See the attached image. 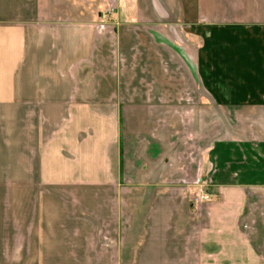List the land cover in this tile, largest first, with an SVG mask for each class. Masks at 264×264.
<instances>
[{
	"label": "crops",
	"instance_id": "obj_1",
	"mask_svg": "<svg viewBox=\"0 0 264 264\" xmlns=\"http://www.w3.org/2000/svg\"><path fill=\"white\" fill-rule=\"evenodd\" d=\"M0 264H264V0H0Z\"/></svg>",
	"mask_w": 264,
	"mask_h": 264
},
{
	"label": "built area",
	"instance_id": "obj_2",
	"mask_svg": "<svg viewBox=\"0 0 264 264\" xmlns=\"http://www.w3.org/2000/svg\"><path fill=\"white\" fill-rule=\"evenodd\" d=\"M192 198H193L192 200L194 202H199V201H207V200H209L210 197L207 194V192L205 191V189H203V187L200 186L198 188V191L193 195Z\"/></svg>",
	"mask_w": 264,
	"mask_h": 264
},
{
	"label": "rangeland",
	"instance_id": "obj_3",
	"mask_svg": "<svg viewBox=\"0 0 264 264\" xmlns=\"http://www.w3.org/2000/svg\"><path fill=\"white\" fill-rule=\"evenodd\" d=\"M203 189H205L204 187H203ZM198 191V189H195V192H194V194L196 193ZM205 191L207 192V190L205 189ZM207 194L209 195V192H207Z\"/></svg>",
	"mask_w": 264,
	"mask_h": 264
}]
</instances>
